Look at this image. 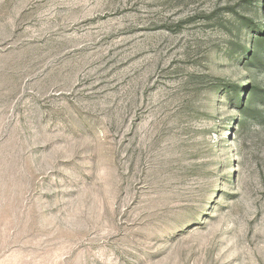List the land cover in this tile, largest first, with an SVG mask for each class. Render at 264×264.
I'll list each match as a JSON object with an SVG mask.
<instances>
[{"label": "rangeland", "instance_id": "obj_1", "mask_svg": "<svg viewBox=\"0 0 264 264\" xmlns=\"http://www.w3.org/2000/svg\"><path fill=\"white\" fill-rule=\"evenodd\" d=\"M0 264H264V0H0Z\"/></svg>", "mask_w": 264, "mask_h": 264}, {"label": "trees", "instance_id": "obj_2", "mask_svg": "<svg viewBox=\"0 0 264 264\" xmlns=\"http://www.w3.org/2000/svg\"><path fill=\"white\" fill-rule=\"evenodd\" d=\"M236 93H237V91H236ZM234 94V96H235V98H234V100H237L240 96L238 95V94Z\"/></svg>", "mask_w": 264, "mask_h": 264}]
</instances>
